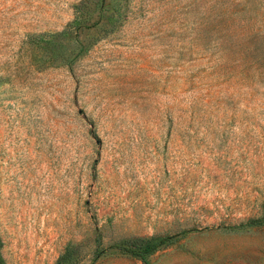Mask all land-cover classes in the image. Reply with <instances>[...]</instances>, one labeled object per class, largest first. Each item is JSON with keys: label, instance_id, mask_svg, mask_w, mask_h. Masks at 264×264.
Returning a JSON list of instances; mask_svg holds the SVG:
<instances>
[{"label": "rangeland", "instance_id": "374dc122", "mask_svg": "<svg viewBox=\"0 0 264 264\" xmlns=\"http://www.w3.org/2000/svg\"><path fill=\"white\" fill-rule=\"evenodd\" d=\"M260 218L264 0H0L6 264H264Z\"/></svg>", "mask_w": 264, "mask_h": 264}, {"label": "trees", "instance_id": "16d2710c", "mask_svg": "<svg viewBox=\"0 0 264 264\" xmlns=\"http://www.w3.org/2000/svg\"><path fill=\"white\" fill-rule=\"evenodd\" d=\"M264 225V218L249 220L244 224H240L236 227H231L232 229L250 228ZM186 232L181 233L179 236H185ZM175 237H164V238H151V239H140V238H130L125 239L113 249L119 254L133 257L146 263L148 258L156 253L162 246L170 244ZM2 246L3 243L0 239V264H6L2 256ZM75 246H68L64 250L63 254L60 256L56 264H65V262L74 253ZM76 251V250H75Z\"/></svg>", "mask_w": 264, "mask_h": 264}]
</instances>
